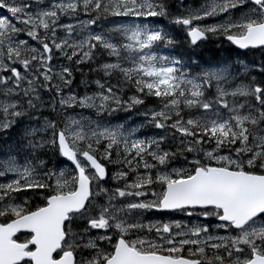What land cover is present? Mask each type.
I'll list each match as a JSON object with an SVG mask.
<instances>
[{"label":"snow or ice","instance_id":"snow-or-ice-1","mask_svg":"<svg viewBox=\"0 0 264 264\" xmlns=\"http://www.w3.org/2000/svg\"><path fill=\"white\" fill-rule=\"evenodd\" d=\"M0 142V264H264V0H0Z\"/></svg>","mask_w":264,"mask_h":264},{"label":"trees","instance_id":"trees-1","mask_svg":"<svg viewBox=\"0 0 264 264\" xmlns=\"http://www.w3.org/2000/svg\"><path fill=\"white\" fill-rule=\"evenodd\" d=\"M224 54L225 53H221L219 49H217L214 45H209V47L203 50V56L205 59L212 58V57H220Z\"/></svg>","mask_w":264,"mask_h":264},{"label":"rangeland","instance_id":"rangeland-1","mask_svg":"<svg viewBox=\"0 0 264 264\" xmlns=\"http://www.w3.org/2000/svg\"><path fill=\"white\" fill-rule=\"evenodd\" d=\"M188 2H190V3H192V2H194V3H199L200 2V0H188ZM250 59H255V58H251L250 57ZM128 114H126V113H120L119 114V116L117 117V119H120V118H123V117H125V116H127ZM141 118L140 117H136L135 118V120L138 122L139 120H140ZM16 135V133L14 132L13 133V136H15ZM0 143H2V142H0ZM3 155V153L2 152H0V156H2Z\"/></svg>","mask_w":264,"mask_h":264}]
</instances>
